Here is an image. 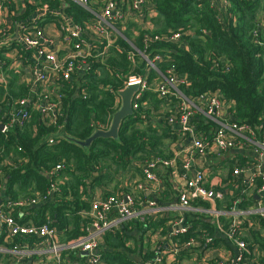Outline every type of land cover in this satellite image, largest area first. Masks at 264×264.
Listing matches in <instances>:
<instances>
[{"label": "trees", "instance_id": "trees-1", "mask_svg": "<svg viewBox=\"0 0 264 264\" xmlns=\"http://www.w3.org/2000/svg\"><path fill=\"white\" fill-rule=\"evenodd\" d=\"M41 1L51 9L61 6L60 0ZM149 2L157 11L153 20L154 31L137 29L133 33L130 28L137 26L133 24L131 27L129 23L131 25L122 32V36L113 37L114 43L122 51L111 46L104 62L92 59L88 67L82 69L78 92L68 81H63L60 89L63 105L55 124L42 125L38 112L32 111L24 126H14L7 132L0 131V161L9 158V162L0 164V185L3 184L4 196L11 200L27 196L45 197L43 202L28 207L23 216H19L17 211L12 212L13 216L23 221L48 223L55 228L63 243H70L86 234L89 218L82 212L89 208L95 188L114 182L111 188H101L103 196L131 192L130 189L137 191L136 179L144 177L143 165L152 158L172 157V148L178 141L172 126L151 114L159 106L173 107L176 99L171 97L167 101L148 90L137 99L139 108H131V112L121 119L115 135H105L110 130L113 115L121 107L120 89L128 75L131 72L144 75L141 65L134 67L126 58V52L132 50L127 41H132L142 50L145 33L167 35L168 30L190 29L192 34L184 36L178 43H151L147 47L148 54L159 52L168 59L160 64L162 72L170 65L177 75L186 76L190 84L181 87L185 95L219 90L222 98L231 103L229 109L233 121L247 123L263 131L264 0H225V10L221 14L211 0ZM66 4L65 13L74 23L83 24L92 17L89 11L78 4L70 0ZM39 6L26 4V12L22 16L34 13ZM13 11L11 4L2 3L3 15ZM52 20L58 24L56 16L49 13L46 21ZM8 73L7 86L0 83V115L16 99L30 91L25 83L19 82L16 72ZM155 76L149 73L146 78L150 81ZM200 116L196 114L193 122L198 130L206 131L211 124L203 123ZM49 137H54L56 142L48 144L46 139ZM56 165L62 167L50 174L49 171ZM223 168L226 177H222L221 183H228L230 193L225 195L217 209L226 212L234 201L240 210L251 207L254 196L248 195L249 188L242 182L243 178L232 175L230 161ZM170 173V168L158 171L164 180V188L156 200L163 205L173 201ZM56 181L57 189L48 193L50 184ZM137 193L138 196L149 198L144 193ZM0 201H4L3 195H0ZM192 205L205 209L209 207V203L199 199L193 200ZM184 216L189 229L173 237V241H186L192 236L197 237L200 232L209 235L215 233L216 221L210 215L190 211L185 212ZM247 218L241 221V236H238L264 249V237L251 224L257 217ZM171 219L170 213L162 212L155 217H146L143 222L134 220L107 230L103 235V260L106 264H137L134 256L142 261L151 258L153 253L150 249L144 251L140 248L142 233L149 228L152 232L160 229L159 234L165 235L169 231L168 222ZM219 221L228 229L232 217L223 214L219 216ZM257 224L264 230L263 218ZM246 228L251 232V237L245 236ZM139 231L142 233L137 236L136 232ZM3 238L4 234L1 233L0 244L4 243ZM132 241L134 249L128 246ZM214 242L227 243L221 235L214 238ZM6 246L9 244L6 243ZM186 254L180 252L171 264H180ZM8 257V254L0 252V258L8 261Z\"/></svg>", "mask_w": 264, "mask_h": 264}, {"label": "built area", "instance_id": "built-area-1", "mask_svg": "<svg viewBox=\"0 0 264 264\" xmlns=\"http://www.w3.org/2000/svg\"><path fill=\"white\" fill-rule=\"evenodd\" d=\"M62 1L58 9H51L41 0H0V83L7 86L8 72L12 71L17 73L19 82L30 88L27 95L16 99L0 115L3 132L14 126H24L32 111L38 112L42 125L55 124L63 105L60 90L63 81H68L78 92L82 69L87 68L92 59L104 62L111 46L121 52L113 37L122 36L129 25L137 26L130 28L133 33L137 29L154 31L153 20L157 11L149 0H70L91 13L92 17L83 24L73 22L65 13L67 0ZM4 2L14 7L12 13L2 14ZM17 2L19 9L16 8ZM26 4L40 6L34 13L22 16L26 12ZM49 13L56 16L58 24L53 20L46 21ZM191 34L190 29L183 28L168 30L167 35L145 33L142 50L132 41H127L132 50L126 52V58L134 67L141 65L144 73L131 72L120 89L121 93L128 86H136L130 99L131 108H139L137 99L145 90L167 101L171 97L176 99L173 107L159 106L151 113L157 120L170 124L178 137L172 148V157L152 158L143 165L144 177L138 180L136 189L139 194L152 191L154 197L143 198L132 191L107 196L95 194L89 208L82 212L89 218L86 234L70 243L61 242L58 232L48 223L23 221L13 216L14 211L23 216L28 207L43 202L45 197L5 198L0 201V234H4L0 252L9 255L11 264H25L27 261L33 264H106L101 251L107 230L134 220L143 222L146 217H155L162 212L172 216L168 222L169 231L165 235L159 234L160 229L152 232L148 228L140 232L142 243L153 238L155 245L147 249L153 256L138 264H171L182 251L187 254L180 264H264V249L238 236L241 234V221L254 216L257 220L251 223L253 229L264 237V230L257 224L260 218L264 219V163L261 160L264 155V127L261 131L247 123L233 121L229 109L231 103L222 98L219 90L185 95L181 87L190 84L186 76L177 75L170 65L162 72L160 64L168 59L159 52L148 54L150 52L147 51L151 43H178ZM149 73L156 75L150 81L146 78ZM196 114L201 115L203 123L211 124L206 131L197 129L193 122ZM185 138H188V143L176 148ZM46 141L54 144L56 139L49 137ZM231 151L241 153L240 158L234 155L226 159L232 163V175L243 178L242 182L249 188L248 195H253L255 201L246 210L238 209L234 201L225 212L218 210L217 205L230 193L228 183L213 186L209 177L222 161L220 157ZM7 162L9 158L2 159L0 164ZM61 167L56 165L49 173L54 174ZM165 168L171 169L169 182L174 194L173 201L163 205L157 202L156 196L164 188V180L158 171ZM57 184V181L51 183L48 193L56 190ZM195 199L209 203V207H194L192 201ZM190 211L215 219V233L200 232L197 237L192 236L186 241H173V237L188 231L184 213ZM223 214L232 217L228 229L219 221ZM220 235L227 243L233 244V251L223 250V244H215L214 238ZM245 236L251 237L247 228ZM81 252H87V255L82 256ZM0 264H5L3 258H0Z\"/></svg>", "mask_w": 264, "mask_h": 264}, {"label": "crops", "instance_id": "crops-1", "mask_svg": "<svg viewBox=\"0 0 264 264\" xmlns=\"http://www.w3.org/2000/svg\"><path fill=\"white\" fill-rule=\"evenodd\" d=\"M18 1V0H17ZM20 1V0H19ZM62 1V0H61ZM63 2V1H62ZM211 3H212V5L216 8V9H218V11L220 12V14L221 13H223L224 12V10H225V0H211ZM62 4V3H61ZM16 8H18L19 9V6H18V2H17V6H16ZM48 28V27H47ZM186 143H188V138H185V139H182L179 143H178V145L176 146V148H179V147H181V146H183V145H185ZM234 152H236V151H231V152H229V153H226V154H224V155H222L221 157H220V159L222 160L220 163H219V165H216L215 167H214V169H213V173L210 175V177H209V183H210V185H213V186H219L220 185V183H221V181H222V177H226V170H225V168H223L225 165H227L228 164V161L227 160H229V158L231 157V156H238L239 158L241 157V153H238V152H236V153H234ZM243 152V151H242ZM227 159V160H226ZM193 170H191L190 172H192ZM136 180H139V178H137ZM114 185V182L113 183H111L110 185H106L105 187L106 188H111L112 186ZM105 187H99V188H95V191L92 193L93 195H95V194H98V193H100L101 192V188L103 189H105ZM3 184L2 185H0V195L2 196L3 195V199H5V198H7V196L5 197L4 196V194H3ZM130 191H133V192H135L136 194H138L137 193V191L136 190H131L130 189ZM152 191H146V193H144L146 196H148V197H151V198H153L154 197V194L153 193H151ZM157 197V196H156ZM137 233V236L140 234V231L139 232H136ZM141 235V234H140ZM151 241H148V242H146L145 241V243H139V245L141 244V249L142 250H147L148 249V247H152L153 245H155L154 244V241H155V239H153V238H151L150 239ZM128 246L130 247V248H132V249H134L135 248V246H134V242L132 241L131 243H129L128 244ZM224 247H223V250H234V246H233V244H231V243H225V245H223ZM136 251V250H135ZM137 252V251H136ZM213 254L214 255H216L217 253H215V252H213ZM133 258H136L137 259V264L138 263H140L142 260H140L139 259V257H137V256H134ZM5 264H11L10 263V260L9 261H7V260H5Z\"/></svg>", "mask_w": 264, "mask_h": 264}, {"label": "water", "instance_id": "water-1", "mask_svg": "<svg viewBox=\"0 0 264 264\" xmlns=\"http://www.w3.org/2000/svg\"><path fill=\"white\" fill-rule=\"evenodd\" d=\"M136 90V86H128L127 88H125L121 93V107L119 108V110L113 115V119H112V123L110 126V130L108 132L105 133V135L109 136V135H115L116 131H117V127L121 121V119H123L124 117H126L130 112H131V95L133 93V91ZM3 130V124L2 122H0V131ZM96 134H101L100 132H97ZM95 134V135H96ZM103 134V133H102ZM261 160L264 163V155L261 156ZM255 198H258L257 196H255ZM82 256L87 255V252H81ZM25 264H33L31 261H27Z\"/></svg>", "mask_w": 264, "mask_h": 264}]
</instances>
